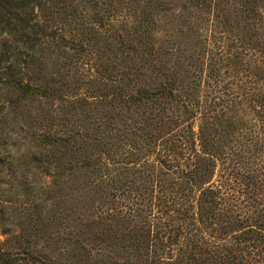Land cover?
<instances>
[{
  "label": "trees",
  "instance_id": "16d2710c",
  "mask_svg": "<svg viewBox=\"0 0 264 264\" xmlns=\"http://www.w3.org/2000/svg\"><path fill=\"white\" fill-rule=\"evenodd\" d=\"M32 101L70 264H264V0H0V120Z\"/></svg>",
  "mask_w": 264,
  "mask_h": 264
},
{
  "label": "rangeland",
  "instance_id": "374dc122",
  "mask_svg": "<svg viewBox=\"0 0 264 264\" xmlns=\"http://www.w3.org/2000/svg\"><path fill=\"white\" fill-rule=\"evenodd\" d=\"M62 106L65 110L66 103L53 101L11 105L0 120V244L20 264L73 259L68 170L57 175L50 148L40 138L38 115L45 109L46 122L54 126ZM64 115L66 123L73 121L67 110Z\"/></svg>",
  "mask_w": 264,
  "mask_h": 264
}]
</instances>
